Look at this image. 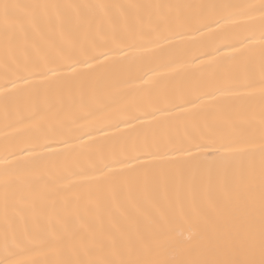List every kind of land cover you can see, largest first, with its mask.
I'll return each instance as SVG.
<instances>
[{"label": "snow or ice", "instance_id": "6c2138e0", "mask_svg": "<svg viewBox=\"0 0 264 264\" xmlns=\"http://www.w3.org/2000/svg\"><path fill=\"white\" fill-rule=\"evenodd\" d=\"M217 9L224 11L216 14ZM114 10H118V16L111 15ZM69 12L92 18L100 12L114 22L125 23L131 18L142 20L147 15L157 21L152 29L157 33L156 38H160L161 25L215 15L212 22L217 26L230 24L239 29L236 39L227 47L233 48L234 58H243L248 75L231 85L230 95L237 103L206 110L199 137L194 138L196 142L169 150L184 152L189 160L196 161L187 173H156L149 166L141 165V170L128 169L129 174L122 175L113 170L112 162L93 166L100 174L99 186L87 192L89 199L100 200L119 185L163 191L162 196L152 201L151 208L133 205L136 216L127 223H116L107 229L90 224L74 225L73 200L78 203L81 194L69 197L64 195L69 190L67 187H41L43 175L34 170L32 162L6 149L0 160L3 165L0 167V216L3 218L0 264H264V0L258 4L222 5L0 0L6 85L0 87V102L5 121L9 117H14L13 123L34 119L40 114L42 104L62 105L65 98L73 102L79 98L82 104L86 98L99 100L106 89L124 82L116 75L115 64L110 66L107 62L114 53L126 58L125 49L137 47L134 30L125 36L114 28L104 44L72 39L58 45L51 41L47 47L34 44L35 56L25 55L21 60L13 54L19 33H26L29 27L39 30L42 24L51 26L58 22L63 26L69 23ZM257 29L258 60L251 47ZM10 66H15L14 79L8 78ZM257 92L258 104L254 102ZM21 97L31 101L32 112L27 117L18 103ZM195 99L200 101L201 97ZM175 107L180 108L181 104ZM39 147L47 149L48 145ZM20 151L31 155L29 147ZM58 201H63V213L56 209ZM25 208L33 213V225L20 229L16 227V216ZM76 219L81 218L76 215ZM53 256L55 259H50ZM85 256L95 258L84 259Z\"/></svg>", "mask_w": 264, "mask_h": 264}, {"label": "bare ground", "instance_id": "6f19581e", "mask_svg": "<svg viewBox=\"0 0 264 264\" xmlns=\"http://www.w3.org/2000/svg\"><path fill=\"white\" fill-rule=\"evenodd\" d=\"M19 3L57 4H129V3H195L235 4L259 3V0H14ZM224 10L217 9L216 14ZM118 16V10L111 13ZM69 23L51 26L42 24L39 30L27 28L17 36L13 54L23 60L25 55L35 56L34 44L47 47L51 41L64 44L76 39L85 43L95 41L104 44L110 39L113 29L128 36L135 31L137 47L125 51L127 57L114 53L108 65L115 64L116 75L124 81L116 88L106 89L99 100L86 98L82 104L65 98L64 103L49 107L41 105L40 114L34 119L13 123L14 117L4 118L3 103L0 102V160L9 152L32 162L34 170L43 175L40 186L49 189L68 188L64 195L72 197L80 193L78 203L73 200V223L90 224L110 228L116 223H127L135 218L133 205L151 208L154 199L163 191L145 190L142 187L129 189L119 185L109 190L104 197L89 199L87 192L99 185L100 174L93 166L101 162H112L114 171L128 175V169L141 170L149 166L156 173H187L195 166L184 152L169 151L186 147L196 142L206 110L219 105L235 104L230 95L231 85L243 81L248 75L243 58L235 57L233 48L227 47L236 39L239 29L232 25L217 26L206 19L193 18L188 22L161 25L160 38L152 31L157 25L151 20L131 18L114 22L103 13L95 18L77 17L69 12ZM239 19V18H238ZM258 25V20H257ZM207 24V27L203 25ZM252 52L259 57V31L252 42ZM219 49V51H217ZM100 50H103L102 48ZM5 45L0 38V87L6 86ZM9 79L15 78V66L8 69ZM258 79V72H257ZM10 87V85H8ZM259 85H256L258 88ZM218 89L222 91H217ZM250 92L252 89H240ZM210 93L211 95H206ZM200 96L201 100L196 101ZM192 100L193 103H184ZM254 102L259 103L258 92ZM24 115H31V101L21 97L18 101ZM181 104L180 108L175 107ZM211 119V114L208 113ZM11 126H6V125ZM84 133H87L85 135ZM196 138V139H194ZM258 143V141H257ZM47 144L48 148L39 145ZM35 146V147H33ZM29 147L31 155L20 151ZM148 153H152L149 155ZM167 153V154H166ZM138 157V158H137ZM259 151L257 182L259 180ZM8 159H12L9 156ZM120 161V163H116ZM169 161H175L170 163ZM0 167H3L0 164ZM35 195V193H34ZM57 211L63 213V201H58ZM76 215L81 219L77 220ZM143 217L140 223L143 224ZM33 225V213L25 208L16 216V227L23 229ZM3 218L0 216V230ZM39 259V257H33ZM84 259L95 257H83ZM55 259V257H50Z\"/></svg>", "mask_w": 264, "mask_h": 264}]
</instances>
